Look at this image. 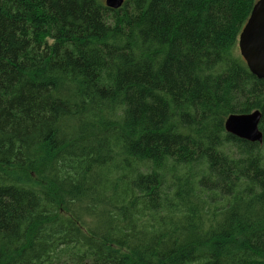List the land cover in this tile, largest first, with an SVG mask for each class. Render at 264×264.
I'll use <instances>...</instances> for the list:
<instances>
[{
	"label": "trees",
	"instance_id": "obj_1",
	"mask_svg": "<svg viewBox=\"0 0 264 264\" xmlns=\"http://www.w3.org/2000/svg\"><path fill=\"white\" fill-rule=\"evenodd\" d=\"M255 1L0 0V264H264Z\"/></svg>",
	"mask_w": 264,
	"mask_h": 264
},
{
	"label": "water",
	"instance_id": "obj_2",
	"mask_svg": "<svg viewBox=\"0 0 264 264\" xmlns=\"http://www.w3.org/2000/svg\"><path fill=\"white\" fill-rule=\"evenodd\" d=\"M106 7L120 8L124 0H103ZM238 52L248 70L257 78H264V0H256L237 38ZM261 111L230 113L225 121L226 132L251 142H262L259 129Z\"/></svg>",
	"mask_w": 264,
	"mask_h": 264
},
{
	"label": "bare ground",
	"instance_id": "obj_3",
	"mask_svg": "<svg viewBox=\"0 0 264 264\" xmlns=\"http://www.w3.org/2000/svg\"><path fill=\"white\" fill-rule=\"evenodd\" d=\"M27 145V144H26Z\"/></svg>",
	"mask_w": 264,
	"mask_h": 264
}]
</instances>
